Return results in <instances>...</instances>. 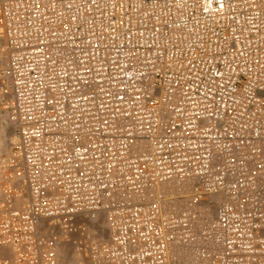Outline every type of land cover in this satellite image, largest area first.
<instances>
[{
    "label": "built area",
    "instance_id": "built-area-1",
    "mask_svg": "<svg viewBox=\"0 0 264 264\" xmlns=\"http://www.w3.org/2000/svg\"><path fill=\"white\" fill-rule=\"evenodd\" d=\"M0 42V264H61L45 222L101 264H264V0H0Z\"/></svg>",
    "mask_w": 264,
    "mask_h": 264
},
{
    "label": "rangeland",
    "instance_id": "rangeland-1",
    "mask_svg": "<svg viewBox=\"0 0 264 264\" xmlns=\"http://www.w3.org/2000/svg\"><path fill=\"white\" fill-rule=\"evenodd\" d=\"M1 49L2 42H0V68L5 62ZM1 104H3L2 99L0 100V159L10 152L16 132L15 126L9 119V114L2 109ZM87 231V236L98 242H106L110 238L107 224L104 219H100L97 222L87 223ZM41 232L54 242L61 264H101L94 260L90 251H80L77 249L71 238L58 228H52L48 222L41 225Z\"/></svg>",
    "mask_w": 264,
    "mask_h": 264
},
{
    "label": "bare ground",
    "instance_id": "bare-ground-1",
    "mask_svg": "<svg viewBox=\"0 0 264 264\" xmlns=\"http://www.w3.org/2000/svg\"><path fill=\"white\" fill-rule=\"evenodd\" d=\"M2 63V62H1ZM212 215H213V213H212ZM103 222V221H102ZM88 232V231H87ZM102 240V239H101ZM104 240V239H103ZM103 242V241H102ZM75 254V253H74ZM75 257V256H74ZM80 258H81V256H80ZM73 260V259H72ZM77 260H79V259H77ZM77 260H75V261H77ZM69 263V262H68Z\"/></svg>",
    "mask_w": 264,
    "mask_h": 264
}]
</instances>
